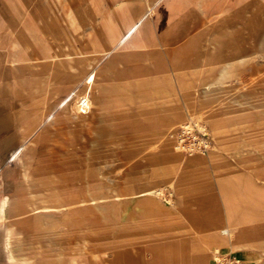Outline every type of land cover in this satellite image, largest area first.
Segmentation results:
<instances>
[{
	"label": "rangeland",
	"instance_id": "rangeland-1",
	"mask_svg": "<svg viewBox=\"0 0 264 264\" xmlns=\"http://www.w3.org/2000/svg\"><path fill=\"white\" fill-rule=\"evenodd\" d=\"M23 1L31 12L25 21H33L39 30L28 38L55 41L60 45L69 43L78 46L83 55H75L71 66L60 65L52 47L45 63L32 72H24L23 78L35 83L34 89L21 91L17 82L13 92L12 83L8 82L0 92V197L7 192L19 200L18 206L39 199L31 195L39 190L38 186L28 187L30 180L24 177V167L14 155L18 153L28 162L25 153L30 150V142L37 133L43 132L38 137L39 154L33 169L43 172V183L47 186L64 185L72 189L70 197L80 192L85 198H88V181L108 192L121 191L123 199L133 198L143 189H159L163 212H155L156 217L160 216L157 218L165 223L186 222L187 227H184L189 230L185 233L192 231L199 236L200 244L210 243L207 235L217 231L214 224L218 220L223 221L219 223L221 227L235 224L227 218L229 204H232L234 217L243 220L239 227L255 231L261 239L264 233V0H184L190 7L188 18L174 5L169 15L166 14L161 8L165 0L66 3L32 0L30 5ZM15 5L19 4L15 2ZM94 11L102 15L103 23L117 22L126 11L136 15L145 12V21L134 25V44L140 39L156 42L157 38L169 53L168 56L155 44L137 43L138 49L129 51L127 56L130 57L111 69L115 75L113 82L153 75L162 81L168 75L170 83L163 81L158 93L153 83H148L142 95L135 86L127 93L119 84L123 90L114 84V99H109L106 93L98 95L96 88L86 85L82 93L97 99L89 104L85 114L72 116L69 110L63 111L75 107L76 93L54 104L45 86L49 82L77 84L85 77L90 79L98 67L100 56L86 47L95 42L98 31V26L93 28L86 21L88 14ZM22 15L25 16L24 11ZM76 16H81L79 21ZM48 27L54 29L51 37L44 34ZM8 38L24 43L27 40L20 34ZM117 52H121V48ZM147 53L153 55L155 63L144 61ZM133 55L137 60L129 59ZM107 57L100 63H106ZM45 75L48 79H44ZM202 83L211 85L213 91L206 96L211 97L209 100L200 98ZM2 99H8L7 107L1 103ZM51 104L54 105L50 108ZM177 111L182 119L170 126L168 117ZM50 112L51 117L47 118L45 115ZM107 112L110 114L104 118L102 113ZM61 113L71 116L58 118L60 120L53 123L52 115ZM147 115H155V119L150 121ZM183 122L188 125L185 132ZM40 125L47 127L39 129ZM166 141L174 142L175 149L172 150V146L170 149ZM202 141L208 145L204 147ZM184 142L186 147L183 148ZM237 142H245V146L239 149ZM188 143L191 144L188 146ZM209 147L214 151L210 153ZM227 149H231L230 155ZM169 150L179 151L180 159ZM233 159H241L245 165H237ZM10 183L13 190L7 191ZM165 199L174 200V204L164 202ZM110 205L112 213L107 208L93 209L89 202L84 206L73 205L70 215L79 225L66 235L63 225L59 224L61 236L52 240L49 229L39 223L35 215L18 206L8 208L11 219L0 224V264H18L9 261L8 250L19 257L34 255L39 262L48 261L57 253H61L63 261L77 255V259L86 264L94 262L95 258L99 262L101 255L129 245L131 236L135 235L133 231L139 232L130 222L131 212L126 210L125 203ZM117 217L120 225L109 220ZM15 224L23 227L18 228L21 234L14 229ZM9 227L15 231L6 237ZM149 228H145L146 231ZM168 232L172 231H167L166 235ZM80 248L83 252L77 254ZM231 250L229 244L219 247L220 255L234 256L239 259L238 264L253 262L243 250H239L241 253Z\"/></svg>",
	"mask_w": 264,
	"mask_h": 264
},
{
	"label": "bare ground",
	"instance_id": "bare-ground-1",
	"mask_svg": "<svg viewBox=\"0 0 264 264\" xmlns=\"http://www.w3.org/2000/svg\"><path fill=\"white\" fill-rule=\"evenodd\" d=\"M173 5L176 6V8H179L178 9L179 12H181V14L184 17L188 18V15L190 12V7H187V5H185L184 0H165L163 3L164 7L162 6L161 8L165 9L166 14L168 13V15H169V13L172 11V9H174V8H172ZM165 6H166V8H165ZM182 6H183V8L181 9ZM144 61L146 63H149V64L155 63V60H154L152 54L151 55L148 54V57H146V59ZM149 67H151V66H149ZM153 76L152 77H150V76L149 77H145V76L142 77L141 76V77H135L133 79L123 80L121 82H113L112 80L115 78L113 71L105 70L103 72L102 76L100 77L101 84L96 88L95 91L98 95L106 93V94H108L109 99H114L115 98L114 96H116V95L114 94L115 91H114L113 85L119 84L122 88L127 90V93H131V87L135 86L136 90L139 92V94L142 95V92L145 91L147 84L148 83L151 84V82H152L153 85L155 86L156 92L158 93L159 89H160L159 88L160 84L162 85L163 81H164V83H165V81L169 82V78H168V75H166V77H164L163 80L161 81L158 77H153ZM155 76H156V74H155ZM210 86L211 85H207L205 83L201 84V86H200V95H201L200 98L201 99H204V100L211 99V97H206V96H208V94L212 90V88H210ZM139 97L142 98V96H139ZM215 97H217V96H215ZM96 99H97V97H93L91 95L89 96V94H87L86 92L82 93L81 98L77 100L75 107L69 109V111L71 112V115L72 116H78L81 114H85V111L88 109L89 104L93 103ZM216 100H218V99L216 98ZM106 109L107 108L104 107V110H106ZM191 109H192V107H191ZM198 110H201V109H198ZM209 111H214V110L210 109ZM109 114H110V112L102 113L104 118H107V116ZM71 115L68 114L65 116V118H68ZM62 117H64V116H56L53 120V123L55 121H57L58 118H62ZM145 117L150 121H153L155 119V115H153V116L147 115ZM180 119H182V115L179 114V112L177 111V112H174L173 114L169 115L167 121H168L170 126H174L178 122H180ZM58 120H60V119H58ZM181 126L185 127L186 124L183 122L181 124ZM69 141H71V140H69ZM166 143H168V146L170 147V149H171V146H172V150L175 149L174 148V142L171 144V141L170 142L166 141ZM38 145H39V142H38V138H37V140L34 142V144L30 145V147H29L30 150L25 153L26 156L28 155V157H27L28 162H25L26 158H23L24 156H22L18 153L14 155V158L19 163H21L22 166L24 167V170H25L24 177L26 179L30 180L29 181L30 184L28 187L33 189L34 187L38 186L39 190L37 192H32L31 195H34V197L38 196L39 199L37 201H34L33 203L30 202V203H25V204L18 206L19 200L13 199V197H11L10 194H8L7 192L3 193L0 197V224H2L5 220L10 218V216H9L10 214L7 211L10 209H8V208L18 206V207H20V209H22V211L30 212L31 214L35 215L36 216L35 219L40 221L39 223H43L44 225H46V228L49 229V234L51 235L49 237V239L52 240L53 238L61 236L60 234H58V232H59L58 225L59 224L63 225L64 230H65V231L63 230V232L66 233V235H68V234L70 235L72 227L79 225L78 222H76L75 218H72L70 215L71 214L70 208L73 205L84 206L86 204V202H89V206L92 207L93 209H97V210L103 209L104 210L105 208H107L109 213H112L111 208H110L111 203H116L119 205H121L122 203H125L126 210L131 212L130 222H131L133 228L139 229V232L133 231L135 235L131 236V239L134 241V245L136 248H138V249L141 248L142 241H146L148 239L156 240V239H158V237H162V236L165 237L166 236V231L158 228V226L164 225L165 222L161 221L160 218H157L160 216L156 217V215H155L156 214L155 212H163L162 206H161V203L163 201L161 202L159 200V197H160L159 196L160 195L159 189H152V188L151 189H143V190L136 192V194H134V195H136L135 197L123 199V197H122L123 195H122V193H120L121 191L120 192H108V190L101 189L99 187H95L94 185L92 186V183H94V182L88 181L87 186H86L88 198H85L84 195L81 196L82 193H80V192L75 193V195H72V196H74V198H71L72 196L70 197L69 192L72 189L69 188V190H68L64 185H62V186L61 185H59V186H57V185H48V186L45 185L43 183V175H44L43 172H41L40 170L33 169L34 165L37 163L36 155H37V153L39 154ZM244 146H245V142H244V144H241L238 142L236 143V147H238L239 149H241ZM175 147L176 148L178 147L176 142H175ZM175 151H170V154H172L176 159H180V155H177L179 153L177 152V150H175ZM208 151H210V153H211V151H214V150L209 147ZM160 152H161V150H160ZM227 153H229V155H230L232 153L231 149H227ZM237 153H240V152L237 151ZM233 160L236 161L237 165H240V166L245 165V164H243L244 162L241 159L240 160L233 159ZM75 181H76V179H75ZM11 183H13V182H11ZM11 183L7 187V189H6L7 191L13 190ZM70 187H74V186H70ZM120 188H118V189H120ZM17 193H19V191L16 192V194ZM71 193H73V192H71ZM166 200L167 199H165L164 202H166ZM167 201H169L170 204H172V203L174 204V200L171 201L168 199ZM228 208L229 209L227 212V218H228V220L229 219L233 220L235 222V224H233V225L225 224L224 226L221 227L219 223L223 224V221L221 219L218 220V223L214 224L215 229H217V231L214 232L213 235H211V236L207 235V239L208 238L211 239L210 243L208 244V241H204V244L205 245L207 244V247L204 248L203 252L206 253V255L209 259V264H212L216 260L219 261L220 264H222L221 259L219 257L220 252H221V251H219V247L221 244L231 245V249H232L231 251L232 252H237L239 250H243L249 256V259L253 261L250 264H264V233L262 235L260 234L261 235V239H260L259 236H257L255 231L247 230L246 228L239 227L238 224H241V222L243 223V220L240 221V220L236 219V217H234L233 213H234L235 209H234L232 204H229ZM20 216H22V215H20ZM33 219H34V217H33ZM109 220H111L112 223H115V225L121 224L119 217H117L116 219H109ZM3 225H4V223H3ZM151 227H155V230H153ZM15 228H16L18 234H21V231H19L20 229L18 230V228H21V230H22L23 227L21 225L17 226L15 224L14 229ZM145 228H149V231H146ZM14 229L10 228V227H9V229H6V231H7L6 237H9L10 234L15 231ZM2 231H3V229H2ZM87 240H89V239H87ZM5 242H6L5 244L7 245V238H5ZM29 244H31V243H29ZM41 248H43V247H41ZM37 249H39V248H37ZM152 250H153L154 254H157L158 248L156 246L152 247ZM81 252H83V248H80L79 251H77V254H79ZM139 252H141V251H139ZM76 256H73L71 259H68L67 261H63V260H61L62 259L61 253H57L54 255V257L49 258L48 261L44 260V262H39L34 258L35 257L34 255L29 257V256H26V254H25V255H22L21 257H19V256L15 255L14 253H12L11 251L9 252V250H8L9 261L16 262L18 264H86L85 262L79 261ZM91 256H92V254H91ZM90 264H93V263H90ZM228 264H232V263L230 261H228Z\"/></svg>",
	"mask_w": 264,
	"mask_h": 264
},
{
	"label": "crops",
	"instance_id": "crops-1",
	"mask_svg": "<svg viewBox=\"0 0 264 264\" xmlns=\"http://www.w3.org/2000/svg\"><path fill=\"white\" fill-rule=\"evenodd\" d=\"M30 5L32 0H26ZM57 1V0H56ZM63 2H71L74 0H58ZM84 1V0H80ZM17 2L19 5H15ZM24 11V15L22 12ZM29 6H27L23 0H0V92H3L2 89L8 82L12 83L10 90H13V85L16 86L17 82L19 83L20 90H28L35 88V83L27 82L24 77V72H32L38 68L41 63H45L48 59L47 55L50 49L53 47L57 52L58 63L64 65L67 63L71 66L73 58L75 55H83V51L78 47L71 45L69 43L60 45L55 41H43V39L28 38L33 37L35 34L39 33L38 27L34 22L27 23L25 20L30 18L31 12H28ZM149 10V2H148ZM32 11V10H31ZM151 15V14H150ZM98 16V18H97ZM147 17V14H135L134 12H125L121 13L120 19L117 22L113 23H103L102 15L97 11L91 12L88 14L86 21L95 28V25L98 26V31H96L95 42L87 45L86 47L91 49L92 53L99 55L101 60H105L107 56L106 63L100 62L98 67H96L90 79L81 80L77 84H63L62 82H49L46 83L45 91L47 96L49 95L52 98L53 103L60 101L64 96H69L70 93L75 92L76 101L81 98L82 91L88 85L89 88H97L100 84V77L102 76L105 70H111L116 64L122 63L126 60L129 51L138 49L136 47L139 43H146L148 46H153V44L160 46L168 54L167 50L159 44V41L156 37L155 41H147L146 39H140L134 44L133 33L135 30V23L139 24L144 22ZM151 17H157L151 15ZM81 16H76V20L79 21ZM138 27V26H137ZM53 28V27H52ZM143 28V27H141ZM54 29L48 27L45 29L44 34L47 37H51V33ZM23 35L27 37L26 43L20 40H9V36H18ZM138 43V44H137ZM121 46V47H120ZM81 47V46H80ZM121 48V52H117ZM10 51V52H9ZM120 54L121 57L117 58L116 56ZM123 56V57H122ZM131 61L134 59L137 60L136 56H131L129 58ZM128 59V60H129ZM24 62L27 63L23 65ZM171 62V60H170ZM29 63V64H28ZM33 63V64H32ZM83 65L81 64V67ZM15 70V71H14ZM17 71V72H16ZM14 72V73H13ZM16 75V76H15ZM45 78L48 79V75H45ZM44 78V79H45ZM20 80V81H19ZM34 81V80H31ZM44 81V80H43ZM45 82V81H44ZM1 95V93H0ZM92 96V95H91ZM96 97V96H93ZM3 98V97H2ZM1 100V99H0ZM1 102L4 106L8 103V99H2ZM51 104L50 108L54 105ZM4 107V108H6ZM52 110V109H50ZM69 109H65L63 112H67ZM62 112V113H63ZM60 114L63 116L65 114ZM52 112L46 114L48 118ZM66 116V115H65ZM64 116V117H65ZM51 117V116H50ZM56 117V116H55ZM54 114L52 118H55ZM2 122L5 121L2 119ZM39 125V123H36ZM47 126H41L39 129H46ZM25 130L27 128L24 127ZM43 132L36 134L35 139L30 143L31 145L37 140V138ZM178 149V147H177ZM16 151V150H15ZM179 153V151H177ZM14 154V153H13ZM192 155L191 157H193ZM211 213V212H208ZM168 226L167 229H162L167 231L168 234L165 237H158V239H148L142 241L141 248H136L134 241L131 239L129 245L123 247L114 248L109 255H101V258L98 262V259L95 258L93 264H209V259L205 252H203L204 247H207V244H200L201 241L199 236H196L192 231L190 234L185 233L188 231L187 223H164V225L158 226L159 229L162 227ZM185 226V227H184ZM191 230V229H190ZM183 238L184 240H179ZM199 239V241L197 240ZM145 246V247H144ZM156 246L160 254H154L152 247ZM176 249V250H175ZM136 250V251H135ZM141 252H139V251ZM137 253V254H136ZM239 253H241L239 251ZM112 254V255H111ZM153 255V256H152ZM241 255V254H239ZM108 256V257H107ZM139 256V257H138ZM96 261V262H95ZM103 262V263H102ZM105 262V263H104Z\"/></svg>",
	"mask_w": 264,
	"mask_h": 264
},
{
	"label": "built area",
	"instance_id": "built-area-1",
	"mask_svg": "<svg viewBox=\"0 0 264 264\" xmlns=\"http://www.w3.org/2000/svg\"><path fill=\"white\" fill-rule=\"evenodd\" d=\"M187 126H188V125H186L185 127L183 126V128H182L183 132L186 131L184 128H188ZM183 141H185V139H184ZM179 142L181 143L182 140H179ZM202 143H203V146H204V147H206V146L208 145L207 142H205V141H202ZM189 144H191V143H188V146H189ZM185 145H186V143L184 142V143H183V148L186 147ZM181 146H182V144H181ZM219 257H220V259H221L222 264H228V261H230L232 264H238L237 262H238L239 259L236 258V257H234V256H232V257H228V258H227V257H225L224 255H219ZM214 264H220V262L216 260V261L214 262Z\"/></svg>",
	"mask_w": 264,
	"mask_h": 264
}]
</instances>
